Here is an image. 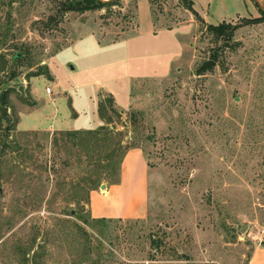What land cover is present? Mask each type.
Segmentation results:
<instances>
[{
  "label": "rangeland",
  "instance_id": "374dc122",
  "mask_svg": "<svg viewBox=\"0 0 264 264\" xmlns=\"http://www.w3.org/2000/svg\"><path fill=\"white\" fill-rule=\"evenodd\" d=\"M119 1L48 27L57 0H0V54H28L16 78L1 75L0 264H248L249 234L264 227V23L239 27L231 47L207 26H241L261 9L193 0L201 20L180 0ZM101 126L111 142L91 163L60 134ZM107 148L125 151L116 175ZM138 152L147 216L92 229V195L120 185Z\"/></svg>",
  "mask_w": 264,
  "mask_h": 264
},
{
  "label": "trees",
  "instance_id": "16d2710c",
  "mask_svg": "<svg viewBox=\"0 0 264 264\" xmlns=\"http://www.w3.org/2000/svg\"><path fill=\"white\" fill-rule=\"evenodd\" d=\"M180 2L183 3L184 7L191 11L198 19L202 18L197 13V11L194 9V1L193 0H180ZM120 3V1H110V2H101L99 0H57V6H56V12L54 15H52L46 25L49 26H57L61 19L68 14V13H80L83 14L88 11H101V10H110L113 7L117 6ZM261 14L263 15L260 19L255 20H246L244 22V25L241 26H232L228 23H221L218 26L215 25H208L207 30L210 34L213 35V38L216 40V42H222L224 46L231 47V41L233 40L235 36L236 30H238L239 27L245 26V25H257L264 23V12L261 10ZM9 31L6 32L4 35L0 36V49L2 50L3 47L7 46L9 44L10 38H9ZM16 50L12 52L11 54H6L2 52L0 54V87L5 83V80L3 76L6 75L7 78L10 80L14 79L18 75V66L27 58V52L26 50H22L17 45L13 46ZM22 51V52H21ZM212 58L215 60H218L219 56L218 53H214L212 55ZM47 72V69L45 70ZM42 75L40 74H32V77H38ZM110 105H113V99H108ZM99 116L102 120H105L107 123L112 122L111 117H107V104L106 103H100L99 104ZM115 113L120 116L119 111L115 110ZM11 125H8L6 127L7 131H10ZM113 133V130L110 129L109 126H101V128L97 130L92 131H86V132H61L60 134L63 136V139H68L73 142L75 146H82L85 149L87 159L90 160H102L103 158V149L101 148L105 143L111 142V135ZM92 142H94V148L91 146ZM119 153V158H116L117 154ZM125 151H122V148H107L106 152V160L107 164L105 165V169L107 171H112L117 174L116 172L120 171L121 164H122V157L124 156ZM100 176V174H99ZM98 176L97 179H93L89 181V185L92 187H99L100 186V180L101 178ZM120 181V177L117 176L116 180L113 184H118ZM95 188H91L90 190H94ZM89 199V198H88ZM89 201V200H88ZM112 222V219H106V218H91V220H86V223L94 229L96 225L104 224ZM161 240H156L155 238H152V245L155 247L161 246Z\"/></svg>",
  "mask_w": 264,
  "mask_h": 264
},
{
  "label": "crops",
  "instance_id": "0c3cea01",
  "mask_svg": "<svg viewBox=\"0 0 264 264\" xmlns=\"http://www.w3.org/2000/svg\"><path fill=\"white\" fill-rule=\"evenodd\" d=\"M131 155V154H130ZM124 162L120 185L108 189L106 194L92 195L94 218L143 219L148 213V170L141 154ZM132 170L129 178L128 172ZM248 264H264V245L256 244Z\"/></svg>",
  "mask_w": 264,
  "mask_h": 264
},
{
  "label": "water",
  "instance_id": "95a60500",
  "mask_svg": "<svg viewBox=\"0 0 264 264\" xmlns=\"http://www.w3.org/2000/svg\"><path fill=\"white\" fill-rule=\"evenodd\" d=\"M101 2H110V1H119V0H99ZM255 2L258 4V6L260 7V9L264 12V4L260 2V0H255ZM214 65V62L212 61H209V62H206L200 69V71L202 70H205V69H208V68H211L213 67ZM6 103V92H4L3 94V97H2V104L5 105ZM8 109L6 106H3V108L1 109V114L3 115V117L7 120V116H6V113H7ZM105 186L103 185L102 186V189L104 188Z\"/></svg>",
  "mask_w": 264,
  "mask_h": 264
},
{
  "label": "built area",
  "instance_id": "2783aa9c",
  "mask_svg": "<svg viewBox=\"0 0 264 264\" xmlns=\"http://www.w3.org/2000/svg\"><path fill=\"white\" fill-rule=\"evenodd\" d=\"M48 92H51L50 89H48ZM249 238L257 246L264 245V227L260 228V230L256 233H250Z\"/></svg>",
  "mask_w": 264,
  "mask_h": 264
}]
</instances>
